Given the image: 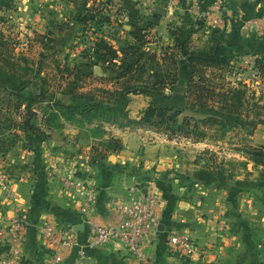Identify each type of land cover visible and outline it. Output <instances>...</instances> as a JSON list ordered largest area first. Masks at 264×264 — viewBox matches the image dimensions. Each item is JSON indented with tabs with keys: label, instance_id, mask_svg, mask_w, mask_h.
<instances>
[{
	"label": "rangeland",
	"instance_id": "374dc122",
	"mask_svg": "<svg viewBox=\"0 0 264 264\" xmlns=\"http://www.w3.org/2000/svg\"><path fill=\"white\" fill-rule=\"evenodd\" d=\"M14 4L12 9L0 11L6 19H0V42H6L16 54L15 69L33 80L27 91L42 90L46 97L34 102L30 112L25 99L0 87V151L6 154L2 157L18 148L30 149L49 169V176L58 178L64 176V169H70L69 173L73 167L64 164L85 160L87 146H91L92 163L101 167L109 159L116 160V146L124 149L125 144H138L143 153L144 143L159 144L153 158L168 165L159 171H142L127 164L119 169L121 173H139L148 181L144 188L150 192L156 191L155 184L160 185L175 211L183 202L187 209L198 211L232 201L231 206L246 209L242 214L251 234L264 239V229L260 235L258 227L264 224V165L252 160L248 152V148L264 146V0H15ZM158 7L163 13L156 16ZM98 39L116 49L134 46L127 61L140 58V63H134L132 72L123 76L119 66L97 62L89 51ZM215 41L230 48L229 64L203 69L209 79L206 83L245 85L247 97L240 114L248 122H256L253 128L233 126L222 134L216 131L219 127H202L206 138L196 140L159 124L168 112L158 111L155 123H142V112L151 100L142 93L131 94L127 106L130 122H103L105 115L92 122L80 115L67 120L48 109L51 95L69 102L71 90H98L106 98L103 89L141 86L150 74L166 70L177 78L167 93L181 95L189 81L183 47L194 50ZM136 49L154 52L156 58L141 59ZM170 53L173 55L165 57ZM187 114L192 113L179 116L180 123ZM159 196L163 199L161 193ZM173 232L182 231L172 229L168 236ZM162 259V264H169L167 258Z\"/></svg>",
	"mask_w": 264,
	"mask_h": 264
},
{
	"label": "crops",
	"instance_id": "0c3cea01",
	"mask_svg": "<svg viewBox=\"0 0 264 264\" xmlns=\"http://www.w3.org/2000/svg\"><path fill=\"white\" fill-rule=\"evenodd\" d=\"M138 149V144H125V148L116 154V160L109 159L110 163L100 167L92 163L91 146H87L85 160L64 164L73 165L69 172L74 170L73 174L68 173L70 169H64V176L58 178L49 176V169L43 167L42 160L36 159V154L30 149L18 148L6 157L1 156L0 227L7 225L15 214L23 218V259L32 264H45L49 250L41 239L40 228L50 221L65 232L74 228L79 233L80 244L66 254L62 264H78L80 260L85 264H133V259L120 245L110 249L83 246L92 231L88 220L102 225L115 223L122 218L121 205L130 193L129 187L135 184L144 188V183L148 182L143 181L139 173L128 175L130 170H124L122 174L120 168L130 164L141 167L142 171H159L163 165H168H162L163 160L156 156L153 158L152 153L159 151V144L144 143L140 150L143 153H139ZM69 175H75L96 191L95 201L85 214L80 208L86 192L64 187V179ZM5 186L12 189L15 199L6 192ZM155 187L163 199L160 198L157 231L145 242V249L153 256L151 264H162V258H167L169 264L264 263V239L251 234L244 221L247 217L242 214L246 209L233 207L230 205L232 201L224 200L215 207H201L198 211L187 209L188 204L183 202L182 208L175 211L169 204L170 200L164 198L161 186L155 184ZM258 227L261 235L264 224ZM172 229L182 231L173 233L192 238L195 246L193 255H184L171 245L168 233ZM83 248L85 255L82 258L80 252ZM9 252V244L0 243V255Z\"/></svg>",
	"mask_w": 264,
	"mask_h": 264
},
{
	"label": "trees",
	"instance_id": "16d2710c",
	"mask_svg": "<svg viewBox=\"0 0 264 264\" xmlns=\"http://www.w3.org/2000/svg\"><path fill=\"white\" fill-rule=\"evenodd\" d=\"M14 1L0 0V11L12 9L15 5ZM0 19L6 20L5 16H0ZM133 49L134 46L130 45L116 49L105 39H98L94 46H91L89 53L97 62L119 66L122 69L121 75L127 76L132 72L134 63H140V58L135 62L127 61V56L133 54L130 52ZM136 51L138 55H141V59L151 58L154 60L156 58L154 52L139 49ZM181 52L185 58L183 62L189 70V81L181 95L167 93L168 87L175 84L177 78L170 70H166L159 71L156 76L150 74L148 81L141 86H127L124 89L114 90L103 89L101 92L106 94V98L99 96L98 90H71L69 102H64L51 95L52 100L48 109L53 113L59 112L67 120H73L80 115L81 119L92 122L100 120L105 115L106 118L101 120L103 122H117L124 119L130 122L132 120L127 115V106L131 94L142 93L151 97L148 107L142 112V123H155L154 119L158 111L168 112L170 114L159 121V124L163 123L173 127L174 131L192 135L196 140L206 138L207 132L202 127H219L216 131H222V134L226 132L227 128L233 126L253 128L256 122L254 120L248 122L240 114L241 106L245 105L247 97L245 85L236 87L226 85L227 83L219 84L213 80L210 85L206 83L209 79L203 69L229 64L227 54L230 53V48L215 41L214 44L210 43L208 46L206 43L203 48L194 50L184 46ZM167 55L173 54H165V57ZM22 59L28 63L25 56ZM118 61L121 62L120 65H118ZM145 63V61L142 62L143 65H146ZM16 64H18L16 54H12L6 42H0V87L17 99H25L27 111L31 112L32 104L36 101L42 102L46 94L42 90L40 92L27 91L28 84L33 80L27 78L24 73H19L15 69ZM26 67L30 69L29 64ZM142 73H146V70L144 69ZM41 80L44 81V79ZM26 92H28V97L25 96ZM186 112L192 114L185 115L180 123L179 116ZM170 121L173 124H170ZM116 141L119 143V140ZM114 150H123V145L116 146ZM248 152L252 155V160L260 161L264 165V146L248 148ZM0 155L6 154L4 151H0Z\"/></svg>",
	"mask_w": 264,
	"mask_h": 264
},
{
	"label": "built area",
	"instance_id": "2783aa9c",
	"mask_svg": "<svg viewBox=\"0 0 264 264\" xmlns=\"http://www.w3.org/2000/svg\"><path fill=\"white\" fill-rule=\"evenodd\" d=\"M0 156V170L2 167ZM53 163H57L53 160ZM64 187L78 188L86 192L85 200L81 204V212L85 214L93 205L96 198V191L75 175H69L64 179ZM7 193L12 198L16 195L9 186H5ZM129 195L121 205L122 218L110 225H102L91 220L92 231L86 238L83 247L89 248H114L120 245L133 259V264H151L153 256L145 249V242L157 231L158 213L161 206V199L157 191H148L136 185L129 187ZM41 239L49 253L45 264H62L66 254L80 244L79 233L71 228L64 231L57 224L50 221L42 224L40 228ZM25 237V223L19 214L10 218L9 223L0 227V243L10 246V252L0 255V264H32L22 257V246ZM170 243L179 252L191 256L194 253V242L192 238L185 235L173 233L170 235ZM84 248L80 252L83 258ZM78 264H85L80 260Z\"/></svg>",
	"mask_w": 264,
	"mask_h": 264
},
{
	"label": "water",
	"instance_id": "95a60500",
	"mask_svg": "<svg viewBox=\"0 0 264 264\" xmlns=\"http://www.w3.org/2000/svg\"><path fill=\"white\" fill-rule=\"evenodd\" d=\"M163 13V9L161 8V7H158L157 9H156V16L158 15V14H162Z\"/></svg>",
	"mask_w": 264,
	"mask_h": 264
}]
</instances>
